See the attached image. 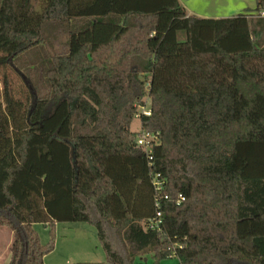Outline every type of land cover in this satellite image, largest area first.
Masks as SVG:
<instances>
[{
    "label": "trees",
    "instance_id": "trees-1",
    "mask_svg": "<svg viewBox=\"0 0 264 264\" xmlns=\"http://www.w3.org/2000/svg\"><path fill=\"white\" fill-rule=\"evenodd\" d=\"M43 2L0 0L8 264H44L63 222L96 230L106 260L82 264H264V0L218 19L179 0ZM145 97L152 167L130 128Z\"/></svg>",
    "mask_w": 264,
    "mask_h": 264
},
{
    "label": "rangeland",
    "instance_id": "rangeland-1",
    "mask_svg": "<svg viewBox=\"0 0 264 264\" xmlns=\"http://www.w3.org/2000/svg\"><path fill=\"white\" fill-rule=\"evenodd\" d=\"M30 1L35 11L41 10L45 4L43 2L44 0ZM242 4L252 5L249 7L253 8L255 2L254 0H195L192 7L202 12L205 11L211 14H220L221 16L229 17L234 12H240L238 8ZM59 38L58 42H55L56 49L61 47L63 43V38ZM143 102H146L147 106L150 105L148 97H145ZM137 109V114H139V108L137 107ZM137 114L130 128L132 131L140 132L142 129ZM34 227L42 243L45 244L48 242V229L41 224H35ZM54 236V249L45 255L44 264L100 263L106 260L98 238H96V230L88 223L81 222L80 226L67 222L57 223L54 228ZM11 241L10 229L0 226V264H8L9 262V247ZM137 261H141L143 264H178V258L176 256L154 262L150 253L144 254Z\"/></svg>",
    "mask_w": 264,
    "mask_h": 264
},
{
    "label": "built area",
    "instance_id": "built-area-1",
    "mask_svg": "<svg viewBox=\"0 0 264 264\" xmlns=\"http://www.w3.org/2000/svg\"><path fill=\"white\" fill-rule=\"evenodd\" d=\"M260 16L264 17V11H260L259 14ZM139 108V116H150L151 115V110L149 109V106H147L146 102H143L141 105L138 106ZM158 133H150L146 130H141L140 132L137 133L134 144L137 146L140 150L143 151L144 155L146 156L147 162L150 167H152V162H153V147L159 142L158 140ZM160 175L158 173L153 174L152 176V182L154 184V187L158 192H161L162 189L164 188V180L159 177ZM162 199L167 200L168 196L167 194H162ZM177 203L182 202L183 196L181 194H178L177 198ZM156 206L159 207L160 201H157ZM161 218H160V213L156 212V215L154 216V219H151L148 222V227L149 228H156L159 230Z\"/></svg>",
    "mask_w": 264,
    "mask_h": 264
},
{
    "label": "crops",
    "instance_id": "crops-1",
    "mask_svg": "<svg viewBox=\"0 0 264 264\" xmlns=\"http://www.w3.org/2000/svg\"><path fill=\"white\" fill-rule=\"evenodd\" d=\"M179 2L181 4V6L183 7V9L186 11L187 15H193V16H196L198 18H216V19L225 17L223 15L221 16L220 14H211V13H208V12H205V11L202 12V11L198 10L197 8L192 7L194 2H195V0H185V1L179 0ZM254 2H255V0H254ZM233 6H235V5H233ZM249 6H252V5L242 4V5H240V8H238V10L242 11L246 7L250 8ZM237 13H240V12H234V14H232V16H234ZM72 224H77L79 226L81 225V223H72ZM44 227H45V225H44Z\"/></svg>",
    "mask_w": 264,
    "mask_h": 264
},
{
    "label": "water",
    "instance_id": "water-1",
    "mask_svg": "<svg viewBox=\"0 0 264 264\" xmlns=\"http://www.w3.org/2000/svg\"><path fill=\"white\" fill-rule=\"evenodd\" d=\"M22 76H23V75H22ZM23 79H24L25 84L27 85V87H28L29 90L31 91V94L33 95V98H35V94H34V92H33V88H32V86H31L30 82L28 81V79H27L25 76H23Z\"/></svg>",
    "mask_w": 264,
    "mask_h": 264
}]
</instances>
